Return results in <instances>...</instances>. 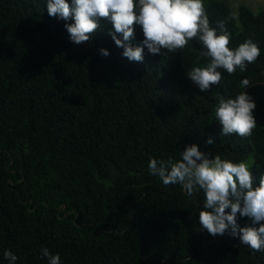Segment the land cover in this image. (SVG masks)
Instances as JSON below:
<instances>
[{
  "label": "trees",
  "instance_id": "16d2710c",
  "mask_svg": "<svg viewBox=\"0 0 264 264\" xmlns=\"http://www.w3.org/2000/svg\"><path fill=\"white\" fill-rule=\"evenodd\" d=\"M203 4L231 49L251 39L261 54L243 73L219 69L220 83L201 91L187 77L204 50L198 38L163 54L144 47L136 62L110 21L76 44L65 27L73 18L49 16L47 0H0V264L5 251L15 264H48L43 248L60 264H264L239 236L200 226L203 190L189 195L148 171L150 159L176 161L195 144L209 157L251 158L254 184L264 175V82L240 83L264 70V9ZM133 29L136 46L144 36ZM241 91L257 126L222 135L215 109ZM237 223L259 226L239 213Z\"/></svg>",
  "mask_w": 264,
  "mask_h": 264
},
{
  "label": "clouds",
  "instance_id": "9594fccd",
  "mask_svg": "<svg viewBox=\"0 0 264 264\" xmlns=\"http://www.w3.org/2000/svg\"><path fill=\"white\" fill-rule=\"evenodd\" d=\"M49 16H58L74 22L66 24L72 42L80 44L90 40L100 27V21H110L115 32L110 33L123 56L131 61L142 62L144 47L151 54H163L184 49L189 41L198 38L203 51L198 53L196 65L188 69L187 77L201 91L211 85H218L222 79L219 69L229 75L247 70L255 63L261 50L251 39L231 49L230 33L220 25V33L210 27L203 0H47ZM134 25H140L144 39L133 46ZM115 33L121 34L118 38ZM107 56V49H100ZM207 58L205 66H198L199 58ZM241 86H248L250 80H241ZM256 105L251 96L241 91L234 98H221L215 109V117L222 126V135L236 134L241 138L252 135L257 123L253 116ZM207 143H212L209 139ZM148 171L157 176L163 185L179 183L189 195L201 189L205 194L204 208L199 210V224L211 235H223L226 231L239 236L241 243L254 252H264V175L254 184L250 165L245 161L233 162L220 155L209 157L195 144L188 145L180 153V159L173 161L152 158ZM230 209V211H225ZM237 213L248 216L258 227H241ZM48 264H60L59 254L51 255L42 249ZM9 264H15L17 257L11 251L4 252Z\"/></svg>",
  "mask_w": 264,
  "mask_h": 264
},
{
  "label": "rangeland",
  "instance_id": "374dc122",
  "mask_svg": "<svg viewBox=\"0 0 264 264\" xmlns=\"http://www.w3.org/2000/svg\"><path fill=\"white\" fill-rule=\"evenodd\" d=\"M232 6H236L238 3L246 4L250 9L256 10L257 8L264 9V0H226ZM254 82H264V70L252 75L249 80H253ZM247 162L249 165L251 163V158L243 160Z\"/></svg>",
  "mask_w": 264,
  "mask_h": 264
}]
</instances>
